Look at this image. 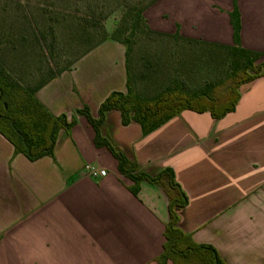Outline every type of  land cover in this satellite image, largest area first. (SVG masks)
<instances>
[{"label":"crops","instance_id":"0c3cea01","mask_svg":"<svg viewBox=\"0 0 264 264\" xmlns=\"http://www.w3.org/2000/svg\"><path fill=\"white\" fill-rule=\"evenodd\" d=\"M240 45L264 60V0H236ZM234 0H156L144 11L164 34L232 45ZM125 45L107 38L36 91L54 114L75 118L61 129L53 157L31 161L0 133V264H157L169 219L161 186L137 194L76 110L93 117L112 91L126 92ZM235 110L220 119L183 110L147 135L109 110L100 126L140 169L165 167L188 197L178 226L212 245L226 264H264V76L239 87ZM99 169L91 176L84 166ZM167 264H172L167 262Z\"/></svg>","mask_w":264,"mask_h":264},{"label":"trees","instance_id":"16d2710c","mask_svg":"<svg viewBox=\"0 0 264 264\" xmlns=\"http://www.w3.org/2000/svg\"><path fill=\"white\" fill-rule=\"evenodd\" d=\"M154 1L156 0L133 9L135 23L144 24L150 32L169 35L151 30L147 24L144 11ZM230 20L233 27V44H219L226 49L231 59L228 65L229 72L223 83L216 85L207 83L198 92L165 88L153 98H145L133 92L129 62L132 46L128 37H122L126 29L119 25L111 35H107L104 26L98 21L86 20L85 23L83 35H90L92 31H97L101 33V38L90 44L77 59L107 38L125 45L126 92H110L100 103L97 117L91 115L87 106L77 109L76 113L83 115L93 127L95 145L106 147L117 160L119 172L132 180L133 183L129 188L134 194H137L142 181L157 184L165 192L168 198L169 219L163 233L165 240L162 252L155 258L157 264H167V262L226 264V262L212 245L195 242L190 233H185L178 226V210L187 205L188 197L176 181L173 169L165 167L155 175L146 173L136 162L130 161L110 139L101 134L100 126L105 119V113L113 109L120 112L123 125H128L131 121L137 122L143 135L149 134L183 110L209 112L214 119H220L234 111L240 97L239 87L257 77L264 76V60L260 59L259 52L240 45V16L236 0L230 12ZM170 36L197 41L183 38L178 34ZM77 59L69 63L68 68L60 69L57 75L69 70ZM57 75L52 74L35 84L25 85L9 70L0 66V133L14 145L16 154L22 153L31 161L44 156L53 157L59 131L61 129L69 131L75 124L74 116L69 119L64 113L54 115L36 97V91Z\"/></svg>","mask_w":264,"mask_h":264},{"label":"rangeland","instance_id":"374dc122","mask_svg":"<svg viewBox=\"0 0 264 264\" xmlns=\"http://www.w3.org/2000/svg\"><path fill=\"white\" fill-rule=\"evenodd\" d=\"M152 0H0V66L25 85L57 75L90 44L86 20L101 23L107 35L124 27L132 50L133 92L153 98L165 88L198 92L222 84L231 62L219 44L188 41L150 32L133 18L136 6Z\"/></svg>","mask_w":264,"mask_h":264},{"label":"built area","instance_id":"2783aa9c","mask_svg":"<svg viewBox=\"0 0 264 264\" xmlns=\"http://www.w3.org/2000/svg\"><path fill=\"white\" fill-rule=\"evenodd\" d=\"M84 168L87 171V173L91 176L95 177V176H102L103 175V173L99 169H97L96 167H94L90 164H86L84 166Z\"/></svg>","mask_w":264,"mask_h":264}]
</instances>
